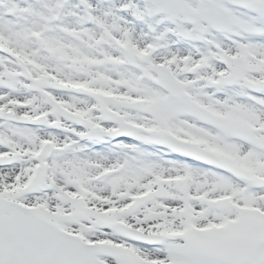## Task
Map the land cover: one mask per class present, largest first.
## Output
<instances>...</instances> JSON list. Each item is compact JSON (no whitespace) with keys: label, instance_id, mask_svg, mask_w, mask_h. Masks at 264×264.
<instances>
[{"label":"snow or ice","instance_id":"1","mask_svg":"<svg viewBox=\"0 0 264 264\" xmlns=\"http://www.w3.org/2000/svg\"><path fill=\"white\" fill-rule=\"evenodd\" d=\"M0 264H264V0H0Z\"/></svg>","mask_w":264,"mask_h":264}]
</instances>
